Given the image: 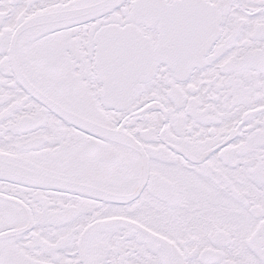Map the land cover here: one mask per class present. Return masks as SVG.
Masks as SVG:
<instances>
[{"label":"snow or ice","instance_id":"6c2138e0","mask_svg":"<svg viewBox=\"0 0 264 264\" xmlns=\"http://www.w3.org/2000/svg\"><path fill=\"white\" fill-rule=\"evenodd\" d=\"M0 264H264V0H0Z\"/></svg>","mask_w":264,"mask_h":264}]
</instances>
